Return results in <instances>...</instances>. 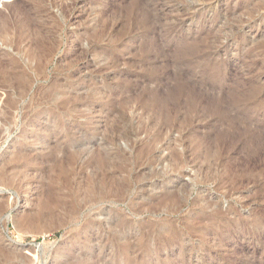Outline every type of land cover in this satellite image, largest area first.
<instances>
[{"label": "rangeland", "instance_id": "obj_1", "mask_svg": "<svg viewBox=\"0 0 264 264\" xmlns=\"http://www.w3.org/2000/svg\"><path fill=\"white\" fill-rule=\"evenodd\" d=\"M1 170L0 264H264V0H0Z\"/></svg>", "mask_w": 264, "mask_h": 264}, {"label": "bare ground", "instance_id": "obj_2", "mask_svg": "<svg viewBox=\"0 0 264 264\" xmlns=\"http://www.w3.org/2000/svg\"><path fill=\"white\" fill-rule=\"evenodd\" d=\"M35 22V21H34ZM8 25V24H7ZM10 25V24H9ZM2 27V26H1ZM44 29V28H43ZM8 30V29H7ZM15 41V40H14ZM22 41V40H21ZM53 42V41H52ZM55 44V43H54ZM33 47V46H32ZM36 53V52H35ZM5 61V60H4ZM6 64V66H7V63H5ZM76 65V64H75ZM74 66V65H73ZM29 72V71H28ZM65 72V71H64ZM68 72V71H67ZM13 79V78H12ZM27 81H28V77L26 76V74L24 73V71H22V70H19L18 72H16V86L20 89V90H22V91H24V88H25V86H26V84H27ZM67 86V85H66ZM52 89H54V88H52ZM52 92V91H51ZM46 94V93H45ZM50 97H51V95H50ZM62 103H64V102H61V104ZM78 104V103H77ZM62 111V110H61ZM64 112V111H63ZM38 115V114H37ZM111 115V114H110ZM23 118H25V117H23ZM38 118V117H37ZM9 123V122H8ZM140 123V122H139ZM112 125V124H111ZM139 128V127H138ZM44 129V128H43ZM135 130H136V128H135ZM137 131V130H136ZM123 136V135H122ZM69 141H71V140H69ZM152 141V140H151ZM89 149V148H88ZM97 149V148H96ZM150 149V148H149ZM21 151V150H20ZM66 151V150H65ZM96 153V152H95ZM119 153V152H118ZM104 154V153H103ZM66 155V154H65ZM97 155V154H96ZM94 156V157H97V159H96V164L98 165V167L101 169V172L104 174V177H106V178H110L112 175H113V173L111 174L110 173V170L108 169V163H107V161H106V159H105V157H102V155L101 154H99L98 153V155L97 156ZM19 156V155H18ZM146 156V155H145ZM107 158V157H106ZM111 161V160H110ZM123 164H124V162H123ZM111 169V168H110ZM130 170V169H129ZM5 171V170H4ZM4 173H3V171L1 170L0 171V178H1V176L3 175ZM102 176V175H101ZM100 176V177H101ZM117 176H119V175H117ZM63 179V178H62ZM102 179H104V178H102ZM101 180V179H100ZM99 180V181H100ZM65 182V181H64ZM73 183V182H72ZM100 184V183H99ZM113 185V184H112ZM109 186V185H108ZM73 187V186H72ZM110 187H111V185H110ZM109 187V188H110ZM126 187V186H125ZM74 188V187H73ZM72 188V189H73ZM84 188V187H83ZM107 188V185L105 184H101V186L100 185H96V183L94 184V185H92L91 186V188H90V193H92V195L90 196L89 194L85 197V199H87L88 201L90 200V201H92V199L94 198V196H96V194H98L97 195V197L98 196H100V197H104L105 195V193H104V190H107L106 189ZM114 188V187H113ZM123 188V190H124V187H122ZM71 189V188H70ZM71 189V190H72ZM118 189V188H117ZM116 189V190H117ZM85 190V189H84ZM120 190H122V189H119V191ZM108 191V190H107ZM118 191V192H119ZM110 192V191H109ZM118 192H117V194H118ZM121 192V191H120ZM120 192H119V194H120ZM123 192V191H122ZM108 193V192H107ZM124 193V192H123ZM123 193H122V195H123ZM114 194V193H113ZM110 195H111V193H110ZM118 197H120V195L118 196ZM175 197V196H174ZM75 200V199H74ZM84 200V199H83ZM83 202H85V201H83ZM86 203V202H85ZM2 205V204H1ZM77 207V206H76ZM84 207V206H83ZM67 208H68V206H67ZM79 208H81V207H79ZM63 209V208H62ZM68 210H69V208H68ZM74 210V209H73ZM72 210V211H73ZM74 212V211H73ZM77 212V211H76ZM79 213V212H78ZM77 216V214L75 215V217ZM9 217V216H8ZM7 217V218H8ZM32 220V219H31ZM29 227V226H28ZM83 228V227H82ZM16 230V229H15ZM197 230V229H196ZM172 231V230H171ZM173 233V232H172ZM150 234V233H149ZM144 237V236H143ZM0 248H1V246H0ZM2 249H3V247H2ZM6 251V250H5ZM12 253V252H11ZM0 254L1 255H4L5 257H9L8 256V254H4L3 252H2V250H0ZM2 261V260H1ZM8 261V260H7ZM83 261V260H82ZM13 262V261H12ZM70 262V261H69ZM85 262V261H84ZM83 262V263H84ZM72 263H73V261H72ZM81 264H82V262H80ZM80 263H78V264H80ZM2 264H3V262H2ZM5 264H7V263H5ZM71 264V263H70Z\"/></svg>", "mask_w": 264, "mask_h": 264}]
</instances>
